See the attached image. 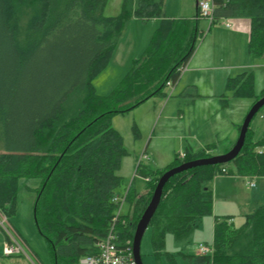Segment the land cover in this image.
<instances>
[{
  "label": "trees",
  "instance_id": "16d2710c",
  "mask_svg": "<svg viewBox=\"0 0 264 264\" xmlns=\"http://www.w3.org/2000/svg\"><path fill=\"white\" fill-rule=\"evenodd\" d=\"M106 1L0 0V211L8 218L16 213L22 178L40 180L35 222L53 264H77L94 255L113 226L120 207L114 198L124 185L117 173L129 153L112 119L154 97L165 98V89L178 83L205 36L199 6L194 18L171 19L154 0H126L122 14L112 18L103 15ZM213 2V23L250 20L249 52L254 59L264 58V0ZM21 8L30 10L26 42L19 39L15 23ZM134 18H160L161 27L121 83L110 94L99 95L92 80L104 71ZM240 80L237 85L231 81L238 92L252 88L248 72ZM208 157L212 155L204 148L177 156L164 172L140 162L137 175L149 180L148 190L139 194L133 183L125 188L129 211L118 219L120 241L133 242L165 172ZM231 165L239 177L264 178V139L257 142L249 129L241 154L232 162L197 167L168 182L150 224L158 254L166 249L167 235L189 239L212 212L214 196L208 185L219 174H231ZM214 249L213 256L184 253L179 259L183 264H264V202L240 228L216 217ZM168 261L179 264L170 253ZM4 263L5 256L0 258Z\"/></svg>",
  "mask_w": 264,
  "mask_h": 264
},
{
  "label": "rangeland",
  "instance_id": "374dc122",
  "mask_svg": "<svg viewBox=\"0 0 264 264\" xmlns=\"http://www.w3.org/2000/svg\"><path fill=\"white\" fill-rule=\"evenodd\" d=\"M125 1L107 0L103 15L112 18L120 16ZM132 1L136 4L141 0ZM154 1L162 4L167 17L188 19L196 15L197 1L200 3L205 0ZM236 20L247 22L246 37L239 35L241 32L238 31ZM29 21L30 10L21 8L17 12L15 23L22 42H26L28 37ZM161 21L160 18L137 20L127 33L128 25L126 26L113 60L110 59L104 71L92 80L93 85L99 88L97 93L107 95L121 83L132 69L134 60L141 58L147 51L161 27ZM228 24L233 28L230 29ZM200 28L204 30L205 36L199 40L197 48L202 46L201 54H211L213 60L210 67L217 68L221 65V59L232 67L225 72L227 76L224 80L222 69L225 68L208 71L201 79L199 94L193 93L190 96L186 88L181 96L182 92H175L173 86H168L165 89L168 105L162 98L154 97L155 99H150L131 112L114 116L113 127L123 137L129 153L123 158L117 173L124 180V185L118 191L120 196L126 193L125 188L132 183L139 194L147 192L149 180L137 175L138 165L142 160L144 164L164 172L181 154L199 152L204 148L208 149L212 156H219L225 153L226 149H231L239 138L240 127L249 111L264 94V58L254 59L249 52L250 20L237 18L213 23L211 18L203 17L200 20ZM245 72L252 75V88L238 92V89L231 85V81L235 79L232 82L237 85ZM213 74H216V77ZM2 128L0 119V153L3 152ZM250 129L254 132L257 142L264 139V108L254 118ZM144 156H148L147 159H144ZM230 167L231 174H219L208 185L214 196L213 210L203 217L200 226L189 239L176 241L172 235H167L166 249L158 254L152 242L153 229L149 227L142 241L144 264H171L168 261V253L176 255L179 264H183L179 259L180 254L199 255L201 244L214 246L216 217L228 218L229 223L236 228L246 224L247 215L264 202V178L241 179L236 175L233 165ZM250 183H255L256 187H251ZM40 185V180L35 178H22L19 182L16 213L8 218L7 229L24 243L26 254L5 257L7 264H53L48 243L40 234L35 222L37 189ZM218 192L220 197L223 194L230 199L226 197L217 201ZM128 211L129 203H125L123 213ZM1 213L3 212L0 211ZM6 235L8 232L0 228V258L5 256Z\"/></svg>",
  "mask_w": 264,
  "mask_h": 264
},
{
  "label": "built area",
  "instance_id": "2783aa9c",
  "mask_svg": "<svg viewBox=\"0 0 264 264\" xmlns=\"http://www.w3.org/2000/svg\"><path fill=\"white\" fill-rule=\"evenodd\" d=\"M200 16L201 18H211L214 20V2L213 0H205L199 3ZM230 27V25H227ZM186 69V68H185ZM185 69L183 71H185ZM181 158L185 155L181 154ZM147 159V156L143 157ZM143 161V160H142ZM140 161V162H142ZM250 186L255 187V183H250ZM127 193L120 196L117 195L114 198V202L120 205L117 215L113 219V226L110 228L106 237L98 243L97 252L94 255H89L82 258L80 261L82 264H138L134 255L133 242L122 243L120 241L119 231H118V219L123 213V207L126 202ZM7 224H9L8 217L5 213L0 214V228H4L8 232L9 240L7 241L4 249L5 257H12L15 255H20L22 253L26 254L24 243L19 240L18 237L14 236L11 231L7 229ZM199 255H212L214 254V246L209 244H201L199 246Z\"/></svg>",
  "mask_w": 264,
  "mask_h": 264
},
{
  "label": "water",
  "instance_id": "95a60500",
  "mask_svg": "<svg viewBox=\"0 0 264 264\" xmlns=\"http://www.w3.org/2000/svg\"><path fill=\"white\" fill-rule=\"evenodd\" d=\"M199 6V2L198 5ZM264 108V97H262L258 102L254 104V106L249 111L247 115L236 144L233 148L225 154L219 156H212L208 158H202L198 160H194L191 162L184 163L178 167H175L167 172H165L162 177L159 179L157 187L153 193L152 199L143 213L139 223L137 224L134 240H133V248H134V255L138 264H144L142 258V241L145 236L146 231L149 229L151 221L155 216L161 202L163 199L164 189L168 182L175 177L176 175L197 168L202 166H209V165H223L232 162L236 159L242 152L246 140L249 129L251 127L252 121L257 116V114Z\"/></svg>",
  "mask_w": 264,
  "mask_h": 264
},
{
  "label": "crops",
  "instance_id": "0c3cea01",
  "mask_svg": "<svg viewBox=\"0 0 264 264\" xmlns=\"http://www.w3.org/2000/svg\"><path fill=\"white\" fill-rule=\"evenodd\" d=\"M197 5H198V1H197ZM198 7V6H197ZM196 16V15H195ZM167 17V16H166ZM168 18H171V19H175V17H170V16H168ZM192 18H194V17H192ZM191 19V18H190ZM137 20H140L139 18H134V19H132L130 22H129V24H128V30H126V33L127 32H129V29H131V25L133 24V23H135ZM237 21V28H238V31L239 32H241V33H239V35L240 34H242L244 37H246L245 35H246V28H247V22H245V21H241V20H236ZM220 23H222V22H220ZM200 24V23H199ZM233 27L230 25V29H232ZM204 31V30H203ZM222 31H225V30H222ZM221 31V32H222ZM220 32V33H221ZM230 32H232V31H230ZM124 35V34H123ZM236 35V37L238 36V33L237 34H235ZM115 52H116V49L114 50V52H113V54H112V60H113V58H114V54H115ZM202 53V46L198 49L197 48V50H196V52L194 53V55H193V57L191 58V60L189 61V63H188V65H187V67H186V69H185V71L182 73V76H181V78H180V80L178 81V83L176 84V85H169V87L170 86H173L174 88H175V92H177L178 90L180 91V92H182V94H181V96L183 95V92H184V90L186 89V88H188V95H193V93H198L199 91H200V89H201V83H202V78L206 75V73L208 72V71H211V70H219V68H225V69H222L224 72H222V79L224 80V78H226V76H227V71H229L230 69H231V65H228V64H226L225 62L226 61H224V60H222L221 59V65H218L217 66V68L216 67H210V64H211V61L213 60V58H212V56H211V54H208V56H207V54L206 53H204V54H201ZM131 63H132V60L130 59V65H131ZM207 63H209V65L207 64ZM226 72V73H225ZM215 77H216V74H213ZM117 86V85H116ZM116 86L112 89V91L116 88ZM95 88H96V91L98 92V90H97V88H98V86H96L95 85ZM168 88V87H167ZM166 88V89H167ZM99 89V88H98ZM111 91V92H112ZM110 92V93H111ZM189 92H191V93H189ZM109 93V94H110ZM99 94V93H98ZM199 94V93H198ZM99 95H101V94H99ZM107 95H108V93H107ZM102 96H106V95H102ZM155 98H162L163 100H165L166 101V105H168V96H167V94H166V97L164 98V97H161V96H157V97H155ZM155 98H153V99H155ZM161 101V100H160ZM236 144V143H235ZM234 144V145H235ZM233 148V147H232ZM229 149V148H228ZM228 149H226L225 150V153H226V151L228 150ZM230 150V149H229ZM208 152H209V150H208ZM225 153H223V154H225ZM148 157V156H147ZM122 177V176H121ZM239 178H241V179H244L243 177H239ZM252 187V186H251ZM256 187V186H255ZM217 191H219L218 189H217ZM126 193H127V191H126ZM125 193V194H126ZM227 196L226 195H223V194H221V197H220V194H219V192H218V197H217V201L220 199V200H224V198H226ZM227 198H229L230 199V197H227ZM226 200V199H225ZM263 203V202H262ZM261 203V204H262ZM259 206V205H258ZM250 214V213H249Z\"/></svg>",
  "mask_w": 264,
  "mask_h": 264
},
{
  "label": "bare ground",
  "instance_id": "6f19581e",
  "mask_svg": "<svg viewBox=\"0 0 264 264\" xmlns=\"http://www.w3.org/2000/svg\"><path fill=\"white\" fill-rule=\"evenodd\" d=\"M126 203V202H125Z\"/></svg>",
  "mask_w": 264,
  "mask_h": 264
}]
</instances>
